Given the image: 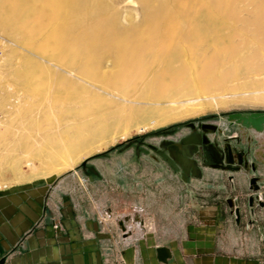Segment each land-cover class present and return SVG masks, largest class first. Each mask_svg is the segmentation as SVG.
<instances>
[{
    "label": "rangeland",
    "instance_id": "1",
    "mask_svg": "<svg viewBox=\"0 0 264 264\" xmlns=\"http://www.w3.org/2000/svg\"><path fill=\"white\" fill-rule=\"evenodd\" d=\"M18 1L0 0V23L4 28L0 34L7 39L0 66V190L35 186L58 179L86 162L99 163L102 157H107L111 152L133 150L140 140L152 142L153 134L175 130L189 122L210 119L224 121L231 112L264 111V68L257 69L253 61L243 62L238 66V71V67H235L237 73L229 69L235 75L224 72L212 82L194 81L205 78L203 76L187 77L192 80L173 77L165 80L187 81L173 83L162 90L144 89L137 84L136 89L134 83H142V76L138 75L147 67L146 56L140 53L142 57L137 58L135 64L138 70L129 77L118 69L113 70L111 60L115 49L113 51V44H110L111 38L113 43L115 37H132L136 40L140 39L136 38L138 36H148L145 33L161 19L170 21L169 24L174 27L192 25L193 29L189 26L192 30L203 29L206 32L200 30L202 32L199 34L201 38L203 36V41L208 35L211 40H207L213 41L222 33L220 41L217 38L214 41L223 43L221 48L227 52L239 46H251L257 43L261 33L260 29H254L256 23L259 28V24H263L264 29V0H64V36L53 39L56 31L47 27L43 31L45 40L37 38V41L28 36V29L38 24V19L44 17L47 9L39 1L29 0L27 5H21V12L13 13L11 3ZM188 4L194 8L191 7V10ZM247 19H251V23ZM228 23L231 26L234 24L233 31L232 27L230 30L225 28ZM200 24H206L209 33ZM215 27L221 28V31L216 33ZM195 33L193 43L197 45V40L201 39L197 35L199 32ZM103 58L105 61L108 59L104 66ZM121 75L124 76L122 79ZM104 80V83L109 81L107 85L126 84L131 80V85L122 91L125 98L132 102L107 101L105 94V97L97 94L92 98V103L78 111L81 122L69 125L58 133L50 132V128L61 124L69 116L68 111L53 113L44 106L46 112L43 115L49 114L43 116V105L36 104L39 102L32 99V108L24 109L25 93L39 100L46 95L60 93L69 99L68 90L81 92L83 87L102 86ZM162 80L165 81L164 78ZM76 139L80 140L79 145H72L78 141ZM77 146L84 150L77 152ZM29 162L33 167L27 165ZM59 165L62 167L59 168ZM256 215L258 222L255 225L228 229L225 244L229 252L248 257L258 255L264 259V209L258 208Z\"/></svg>",
    "mask_w": 264,
    "mask_h": 264
},
{
    "label": "crops",
    "instance_id": "2",
    "mask_svg": "<svg viewBox=\"0 0 264 264\" xmlns=\"http://www.w3.org/2000/svg\"><path fill=\"white\" fill-rule=\"evenodd\" d=\"M258 150L264 163L262 140ZM204 174L183 181L133 148L58 179L0 190V264H264L225 244L229 228L258 222L248 198L262 195L264 184L254 192V174L240 171L233 172L234 187L221 189L232 173ZM228 200L240 206V223ZM125 217L127 232L119 226ZM164 247L167 261L158 258Z\"/></svg>",
    "mask_w": 264,
    "mask_h": 264
},
{
    "label": "bare ground",
    "instance_id": "3",
    "mask_svg": "<svg viewBox=\"0 0 264 264\" xmlns=\"http://www.w3.org/2000/svg\"><path fill=\"white\" fill-rule=\"evenodd\" d=\"M28 1L29 0H20L18 2L11 3L10 8H11L12 12L13 13L18 12V11L21 12V9H22L21 5L23 3L24 4L26 3V5H27ZM37 1H39L40 4H42V6H45L47 11H46V14L43 15L44 17H40L38 19L39 22L34 28L30 27V29H28V36L32 37L35 40L37 38H41V39L43 38L44 39L45 37H44L43 31L47 27H50L56 31V33H54V35L52 36L53 39H58L60 36H64V22H63V8H62V4L64 3L63 2L64 0H37ZM187 3H189V2H187ZM187 6L185 8L188 9V7L190 6L189 8L192 10L191 7H193L194 4H193V6L192 5H189L188 7ZM193 11H191V12L194 13ZM11 14L12 13H10L9 15H11ZM18 17H19V15H18ZM159 20H158V24H157V22H155V25L157 27H155V25H154V27L152 26V28H151L153 30L149 29L148 32L149 33L151 32V34H149L148 32L145 33L148 36L145 35V36H143V38L138 36L136 38H140V39H136V40L134 38L132 39V37H129V39H128V37H126V39L115 37L113 39V40H115L113 43H111L112 38L110 41V44L111 45L113 44L112 45L113 47L106 46L108 48L111 47L112 50L115 49V52L114 53L112 52L114 55L110 54L113 56V60H111L114 63V65H112V67L114 66L113 70L115 71L116 69H118V71H120V73H122L124 75H128L129 77L132 76V74L138 70V69H136L137 67L135 66V64L137 63L136 59L139 57H142V55L146 56L145 60L147 63V65H146L147 67L145 68V70L142 68V71L144 70V72L141 73V75H138L139 77L142 76V83L141 82L140 83L135 82L134 83L135 86L137 84L140 87H143L144 89L147 88L149 90H152V89L158 88V90L159 89L162 90V89L168 88L169 86L173 85V83H181V82H186L187 80H192V79H187V77H197L198 78L201 76H203L205 78L196 79V80L194 79V81L198 80V81H204L205 82V81L211 80L210 82H212V80L217 78L216 76L222 75L224 72H229V73H226L227 75H230V73L232 74V73L236 72L234 70V68L242 65L243 62H245V61L255 62L257 69L258 68H261V69L264 68V29L262 26L263 24H259L262 29L259 28V26H257L258 25L257 23H256L257 28L254 26V23L252 24L255 27L254 28L255 30L256 29L261 30L260 31L261 32L260 37H259V40H257V43H255L254 45H251V46H245L243 48H240V46H239V48H236L232 51L228 50V52H227V51H224V48L223 49L221 48V46H223L221 44H223V43L219 42L220 41L219 37L222 34L220 32H219L220 33L219 35L217 34L219 37H216L219 40L218 41L220 44L219 45L216 42L217 41L216 38H214V39H216V41H214V39H212L213 41H208V40H211L208 37L209 35L207 36L208 40L206 39L207 41L204 40V41H206V42H204L203 36H202V38H201V36H199V34L203 31V29H199V31H195V29L192 30L193 29L192 25H189V26H192V29H191V27L189 28V26H187L185 28L182 25H180V26L178 25L179 27H177V26L174 27V26L169 24L170 21H168V20H164V21H161V19H159ZM249 20H251V19H249ZM230 22H232V21H230ZM249 22L251 23V21H249ZM152 23H154V21L151 22V24ZM151 24H150V26H151ZM201 25L205 26L206 24H200V27H201ZM2 26H3V24L0 23V30L4 31V28ZM214 26H216V25H214ZM217 26H218V24H217ZM221 26H222V24H221ZM216 27H215V29H216ZM230 27H232V29ZM239 27H241V26H239ZM201 28H204L207 31L209 30V29H207L208 26H207V28H206V26L201 27ZM225 28H227V30L231 29L233 31L234 24H233V26H231V24L229 25V23H228V26H226ZM215 29L213 28V32L215 31ZM219 29L218 28L216 29L217 30L216 33H218V31H221V28H219ZM200 30H202V31L200 32ZM195 32H197V33L199 32L197 35L200 37L199 39L202 40V42H200L201 40L200 41L197 40V45H195L193 43L194 39H196V35H195L196 33ZM203 32H206V31H203ZM208 33H209V31H208ZM203 34H201V35H203ZM140 35L142 36L143 33L142 34L140 33ZM198 36H197V38H198ZM204 37H205V34H204ZM60 38H62V37H60ZM48 40H50V39H46V41H48ZM221 40H224V39L222 38ZM195 42H196V40H195ZM198 42H200V44H198ZM222 42H225V41H222ZM53 43H55V42L53 41ZM59 43H60V41H59ZM60 44H63V42ZM108 44H109V42H108ZM225 45H227V44H225ZM249 45H250V43H249ZM63 46H64V44H63ZM230 46H232V45H230ZM235 47H237V46H235ZM103 48H105V47H103ZM103 48H102V50H103ZM105 50H106V48H105ZM112 50H110V51H112ZM110 51H108V53ZM140 53L141 54L143 53V54L140 56ZM104 57H105V55H104ZM103 60H104V64H103V66H104L105 62H107L108 59L105 61V59L103 58ZM145 60H143V61L145 62ZM138 61L143 63V61H141V60H138ZM231 68L233 69L234 72L230 71ZM256 68H254V69H256ZM239 69H240V67L237 68V71ZM227 70H229V71H227ZM245 71H247V70L245 69ZM236 73H234V75ZM230 76H233V74ZM123 77L124 76L121 75V79ZM173 77L174 78L175 77L176 78L182 77V79L185 78L187 80H173V81H168L167 79L165 80V78H168V79L170 78L169 80H171ZM162 78H164L165 81H163ZM159 80H162V81H159ZM124 81H125V79H124ZM130 81L127 82L128 84L126 82H125L126 84H124V82H123V84L118 83L116 85H107V83L109 84V81L107 83H104L105 82V80H104L102 86L83 87L81 92L72 93L68 90L69 99H65L64 98L65 96H63L62 93H60L59 95H57V94L46 95L44 97V99L39 100L40 98H34V97L31 98V95H29V94L26 95V93L24 92L25 93V95L23 94L24 95L23 103L25 106L24 109H27L28 107L30 108L31 106H33V104L31 103V99H32V100L39 102L36 104H38V105L42 104L43 105V106H41L42 110H43L42 115H43V112H46V110L44 111V108H43L44 106L48 107L51 111H53V113H54V111H59V112H67L68 111L70 113L69 116L66 117L64 120H62L61 124L50 128V132L52 131V132L58 133L63 128H66L69 125L71 126L77 122H81L82 118L79 117L78 111L82 108H85L84 106L89 104L92 101V98L97 94L102 95V97L104 96L103 94H105L107 97L106 100L108 99L109 101H113V102L117 101V100L125 101L126 103L132 102L130 99L125 98V93H124V91H122L123 88H125L127 85L128 86L131 85L129 83ZM206 83L204 85H206ZM222 83H224V82H222ZM137 87L138 86H136L135 88L137 89ZM128 89H130V88H128ZM141 91H142V88H141ZM95 98L97 99V97H95ZM95 98H94V100H95ZM94 100H93V102H94ZM100 102H101V100H100ZM91 107H93V106H91ZM97 108H99V107H97ZM88 111H89V109H88ZM46 114H44V115H46ZM50 114H51V112H50ZM25 122H26V120H25ZM74 127H76V126H74ZM48 129H47V131H49ZM75 130L76 129H74V131ZM76 140H78V139H76ZM79 142H80V140H78L76 142L74 141L72 145H74L75 143L77 145H79ZM88 145H90V144H88ZM88 145H86V147H88ZM77 149H78L77 152H82L84 150L78 146H77ZM27 165L33 167V164H31L30 162ZM65 166L67 167V165H65ZM60 167H62V166L59 165V168ZM59 168L58 169L56 168V169L59 171L62 170V168L61 169H59Z\"/></svg>",
    "mask_w": 264,
    "mask_h": 264
},
{
    "label": "flooded vegetation",
    "instance_id": "4",
    "mask_svg": "<svg viewBox=\"0 0 264 264\" xmlns=\"http://www.w3.org/2000/svg\"><path fill=\"white\" fill-rule=\"evenodd\" d=\"M153 135L154 141L152 142L140 140L136 143V152L142 156L144 155L150 161L166 164L175 175H180L181 180L189 182L192 178H203L205 168H208L232 173L227 179H221L224 183L221 189L232 188L235 186V184L232 185L234 180L233 172L242 171L246 174L253 173L254 175L249 179L248 186L253 190L256 183L254 182V184L251 181L254 178H258L257 184L261 186L260 191H262L264 163L258 162L255 158L260 153L256 136L251 130L242 128L235 121H230L228 114L224 121L210 119L200 122H189V124L175 128V130L161 131ZM191 135L199 140V143L184 144L182 140ZM162 153L169 155L175 164L178 165V169H175ZM218 156L224 161L234 159L235 162L232 164L225 162L224 166L215 167V158ZM88 165L89 162L84 164V166ZM231 177L233 178L231 179ZM216 181L219 182L220 179ZM248 201L251 207H257L260 210L264 209L263 195L250 196ZM228 204H232V201L228 200ZM237 209L240 216L236 214ZM231 210L233 211L232 215H235L236 222L240 223L243 218L240 206L234 205Z\"/></svg>",
    "mask_w": 264,
    "mask_h": 264
},
{
    "label": "water",
    "instance_id": "5",
    "mask_svg": "<svg viewBox=\"0 0 264 264\" xmlns=\"http://www.w3.org/2000/svg\"><path fill=\"white\" fill-rule=\"evenodd\" d=\"M228 116H229V120L230 121L231 120L235 121L242 128H244V129L246 128V129L251 130L252 132H254V134L256 136L257 144L260 145L261 140H262V142H264V111H262V110H259V111H245V112L236 111V112H231L230 114H228ZM182 142L184 144L199 143V140L195 139V137L191 135V136H189L187 138H184L182 140ZM209 148L212 149L215 154H217V152L211 146H209ZM162 155L167 158L169 163L175 169H178V165L175 164L174 160H172L169 157V155H167L165 153H162ZM215 159H216V163L214 164L215 167L224 166L223 164L225 162H227L229 164H232V163L235 162L234 159H232V160H228L227 159L226 161H224V160L220 159L219 156L216 157ZM232 178L233 177H231V179ZM257 179L258 178H254L251 181L252 183H254V182L256 183L255 186L253 187L254 191H260L261 190V186H259L257 184ZM231 206L234 207L233 204H231ZM236 214L238 216H240L238 209L236 210ZM136 219H138V218L136 217ZM126 220H129L128 217H125L124 219H121L119 221V226L124 232H126V226H125V221ZM164 251L167 252V253L165 254V257H161L160 253H162V252L164 253ZM158 252H159V255H158L159 260L167 261L166 258H167L168 254H169L168 253V248L167 247L159 248Z\"/></svg>",
    "mask_w": 264,
    "mask_h": 264
},
{
    "label": "built area",
    "instance_id": "6",
    "mask_svg": "<svg viewBox=\"0 0 264 264\" xmlns=\"http://www.w3.org/2000/svg\"><path fill=\"white\" fill-rule=\"evenodd\" d=\"M7 43V39L4 38V36L2 34H0V66H1V63H2V60L4 58V47ZM0 71H1V67H0ZM126 222V221H125ZM55 228H62V225L61 223L57 222L55 223ZM126 226V225H125ZM129 230V228L126 227V232Z\"/></svg>",
    "mask_w": 264,
    "mask_h": 264
}]
</instances>
